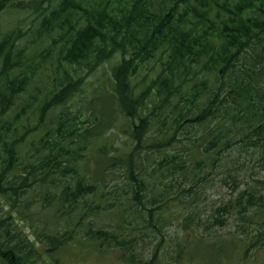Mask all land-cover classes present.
Here are the masks:
<instances>
[{"label": "trees", "instance_id": "trees-1", "mask_svg": "<svg viewBox=\"0 0 264 264\" xmlns=\"http://www.w3.org/2000/svg\"><path fill=\"white\" fill-rule=\"evenodd\" d=\"M9 10L28 12L33 17L27 31L17 28L0 36V194L5 197L12 198L9 190H16L15 182L8 183L5 171H12L17 165L36 159L39 154L37 160L41 162L33 165L29 173L33 175L37 170H43L44 175L34 177L36 181L20 180L27 186L39 181L46 183L48 174L77 152L74 146L82 148L89 137L102 134L111 124V120L95 116L89 120L92 126L82 129L79 116H69L66 111L57 116L55 111L81 92L82 85H72L80 71L98 69L118 52L124 57L111 66L110 83L105 86L107 89L112 87V91L106 90L108 96L98 93L91 102L95 104L104 100L107 103L112 98L118 108L126 111V116H139V123L132 128L134 144L130 151L114 155L103 174L120 180L115 188L125 193L131 188L141 189L143 179H155V188H149L152 207L142 204L139 211L144 216L146 229L159 231L162 220L172 216L168 205L172 202L186 203L179 196L186 195V200L190 199L188 195L201 197L204 188L200 178L212 180L215 188L217 179L210 172L219 173L216 169L223 165H210L197 157L187 166L166 167L167 158L157 154L145 162L149 154L145 150L146 145L160 149L175 142L176 133L150 141L149 132L153 118L172 100V103L178 102V96L188 104L199 103L188 116L186 124H190V128L202 126L200 124L227 128L226 133L221 131L220 135L206 138L207 128L201 135V142L207 143L203 145L197 138H186L193 154L207 155L219 163L224 151L233 149L239 142H248V147L260 148V159L264 160V0H0V13ZM29 36L31 40L28 41ZM40 44L45 46L33 57L38 49L32 48ZM52 56L57 67L51 78L52 89L39 95L42 92L39 87L34 92L36 80H39L38 75L46 59ZM155 60L161 64V70L158 82L150 88L153 89L155 103L161 101L162 105L151 109L142 97L144 91L137 90L134 83L139 84L138 75L143 71L138 68ZM175 73L178 74V84H175ZM48 99L52 100L51 103ZM39 100L43 105L37 110L40 114L34 125L30 121L22 124L21 120L27 117H21V112L26 113V107H33ZM18 106L17 112L8 119L4 118ZM48 121L52 123L51 128L47 126ZM41 130L50 138L45 145L40 141L36 145L31 133L40 135ZM24 144L27 145L25 149ZM103 148L99 149L100 155ZM142 151L147 166L134 157L133 152ZM23 152L29 155V159H24ZM229 159L232 162L231 156ZM261 169L264 172V166ZM74 170L66 165L58 175L61 179L73 176ZM226 172L231 170L226 169L217 176L221 186L243 188L224 174ZM156 174L162 175L161 178ZM183 178L187 181L186 186H181ZM191 178H194L193 183L188 182ZM259 178L254 177V184L248 189L232 194L238 199L224 206L227 210L223 215H218L217 209L209 218L196 214L199 228L207 233L200 239L207 237L204 243L206 250L208 247L219 248L217 242L212 241L219 228H237L245 235V244L249 245L251 232L248 230H264V178ZM123 181L125 186H121ZM174 187V192H171ZM66 190L72 199L77 200L89 195L91 189L77 182L74 188L67 186ZM105 195L110 196L111 192ZM115 197H118L117 191ZM245 206L248 214L239 213ZM236 207H239L238 211ZM99 212L98 207L90 210L91 218L85 223L86 236L100 240L104 248L120 250L121 257L129 258L131 264H149V257L131 253L135 246L140 245L138 239L144 230L130 224L97 228L93 216ZM5 230L0 223V235L6 237L7 231L5 235L2 233ZM259 239L264 243L263 236ZM66 243L67 239L60 235L52 237L49 239L52 246L49 254ZM15 244L6 239L0 241V260L4 264H34L40 260L38 250L20 253ZM252 250L253 253L260 251ZM31 258L34 261H30Z\"/></svg>", "mask_w": 264, "mask_h": 264}, {"label": "rangeland", "instance_id": "rangeland-1", "mask_svg": "<svg viewBox=\"0 0 264 264\" xmlns=\"http://www.w3.org/2000/svg\"><path fill=\"white\" fill-rule=\"evenodd\" d=\"M32 17L33 15L28 12L13 10L0 13V36L5 32L17 30V28L27 31L32 25ZM27 39L31 40V36ZM25 41L26 39H24V43ZM43 46L45 45L40 44L32 48L38 49L37 53L32 50V53H36L33 57L43 49ZM123 57L124 55L118 52L110 62L98 69L80 71V75L73 79L72 85H82L81 92L71 102L60 106L55 111L57 116L64 111L69 116H79V126L82 129L90 128L92 125L89 120L95 116L105 121L110 122L111 120V124L102 131V134L89 137L82 148L78 145L74 146L73 148L77 152L68 157L57 169L50 172L46 183L39 181L27 186L26 182L20 180V178L35 180L34 177L44 175L43 170H37L33 175L29 173L33 165L41 162L37 160L40 158L39 154L36 159L26 161L24 165H17L12 171H5L8 183L15 182L16 190H9V196H13L15 201L0 194V223L6 229L2 231L3 235L7 231L6 237L0 235V241L6 239L10 240L12 244L16 243L20 253H27L33 249L38 250L40 260L30 259V261H34V264H131L129 258L121 257L120 250L104 248L101 246L100 240H92L86 236L87 226L85 223L92 215L89 212L98 207L100 212L93 216L95 227L116 228L117 225L130 224L144 230V234L138 239L140 245L135 246L131 253L138 257H149V264H264V243L259 239L261 236L264 237V230L257 232H253L254 228L248 230L251 232L249 234L250 245L245 244L246 237L242 232H238L237 228L231 229L230 227L219 228L214 234L212 241L219 245L216 250L209 247L207 250L205 249L204 243L207 237L200 240L202 236H207V233H204V229L199 228L200 224L196 214L199 213L202 218H209L217 209L219 210L218 215H223L227 210L224 206L238 199L234 198L233 193L243 191V188L248 189L249 185L254 184V177L264 178V172L261 169L264 166V160L260 159V148L248 147V142H239L233 149L224 151L223 159L219 163L215 162L213 158H208L207 155L193 154L190 151V142L186 138H197L200 143L201 135L207 128L206 138H211L218 133L220 135L221 131L224 133L227 131V128L218 129L214 125L207 126L206 124L190 128L191 125L186 124L188 116L199 103L188 104L186 101H181L182 96H178V102L172 103V100L161 113L153 118V127L149 132L150 141L171 136L174 133H176V140L172 145L160 149L150 144L146 145L145 150L149 154L146 156L145 162L148 163L150 157L157 154L167 158L166 167L169 165L171 167L187 166L197 157H201L210 165H223L220 169H216L219 173L210 172L212 177L217 179L215 188L212 187V180L209 182L206 178H200V183L204 188L201 197L196 198V195H188L190 199L186 200V195H181L180 199L186 202L184 205L174 204V202L168 205V211H172V216L162 220L159 231L152 232L146 229L144 216L139 214L142 204L152 207V196L149 191L156 186L154 178L143 179L141 189L131 188L125 193L115 188V185L121 182L120 180H113L109 174L103 180L98 177L110 163L111 156L123 155L130 151L134 144L132 128H136L134 125L139 123V116H126V111L118 108L116 101L112 98L107 103L104 100H99L95 104L91 102L98 93L108 96L106 90L112 91V87L108 89L105 87L110 83L111 66L116 62L119 63ZM162 61L167 62V59L162 58ZM0 63L2 64V60ZM56 68L54 56L46 59L39 72V80H36V85L42 91L45 90V87L47 92L52 89L51 78L56 72ZM138 69L143 71L138 75L139 84H134L137 85V90L144 91L142 97L145 98V103L151 109L162 105L161 101L155 103L153 89L150 88L153 83L158 82L157 76L161 70V64L155 60ZM174 75L177 81L175 84H178V74ZM184 91H187L186 88ZM34 92L37 90L34 89ZM42 93L44 92L39 95ZM157 93L161 99L159 91ZM41 100L38 104L34 103L33 107L27 106L26 113L21 112V117H27L26 120H21L22 124L30 121L34 125L38 114H40L37 110H40L43 105ZM48 100L51 103L52 100ZM18 109L19 106L6 114L4 118H10ZM144 116L145 114H143ZM178 124L181 126L179 127ZM47 126L51 128L52 123L48 121ZM31 134L32 141L36 145L39 144V141L45 145L50 138L43 130L40 135L38 132ZM201 143L202 145L207 144ZM104 145L105 148H103ZM26 146L24 144L23 148L25 149ZM102 148L105 153L100 155L99 149ZM23 154L24 159H29L28 154L25 152ZM133 154L138 161L145 165L143 151L137 154L133 152ZM229 156H231L232 162H230ZM28 164L31 166L27 167ZM66 165L75 168L73 176L69 175L61 179L58 174ZM48 169L49 167L46 168V170ZM226 169H230L231 172L224 174L229 175L233 181L236 180L243 188L236 189L233 185L221 186L217 176ZM1 172L0 168V174ZM156 176L161 178L162 175L156 174ZM193 181L194 178L188 180L189 183H193ZM77 182L89 186L91 190L89 195L74 200L66 188L67 186L74 188ZM186 184L187 181L183 178L181 186H186ZM121 186H125L124 181ZM150 186L151 190H149ZM174 190L175 187L171 189V192ZM108 191L111 192L110 196L105 195ZM115 191L118 194L117 198ZM262 192L264 193V187ZM236 209L238 211L239 207ZM238 212L248 214L246 206L245 208L241 207ZM57 235L66 238L67 243L54 253L49 254L52 247L49 245V239ZM252 249H260V251L253 253ZM0 264L4 263L0 260Z\"/></svg>", "mask_w": 264, "mask_h": 264}]
</instances>
